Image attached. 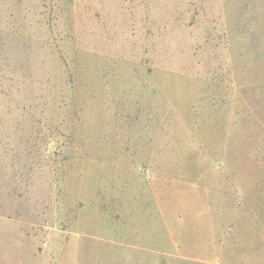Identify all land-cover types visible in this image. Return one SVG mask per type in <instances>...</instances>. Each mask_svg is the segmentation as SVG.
<instances>
[{"label":"rangeland","instance_id":"1","mask_svg":"<svg viewBox=\"0 0 264 264\" xmlns=\"http://www.w3.org/2000/svg\"><path fill=\"white\" fill-rule=\"evenodd\" d=\"M0 264H264V0H0Z\"/></svg>","mask_w":264,"mask_h":264},{"label":"built area","instance_id":"2","mask_svg":"<svg viewBox=\"0 0 264 264\" xmlns=\"http://www.w3.org/2000/svg\"><path fill=\"white\" fill-rule=\"evenodd\" d=\"M2 106V79L0 76V108Z\"/></svg>","mask_w":264,"mask_h":264}]
</instances>
